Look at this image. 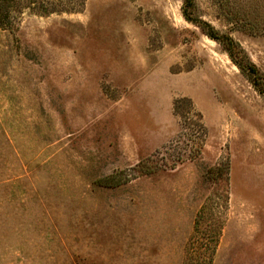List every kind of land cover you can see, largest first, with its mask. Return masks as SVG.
Instances as JSON below:
<instances>
[{
    "label": "rangeland",
    "instance_id": "374dc122",
    "mask_svg": "<svg viewBox=\"0 0 264 264\" xmlns=\"http://www.w3.org/2000/svg\"><path fill=\"white\" fill-rule=\"evenodd\" d=\"M183 4L86 0L0 28V264H185L208 199L212 264H264V96ZM195 13L264 72V0ZM180 97L206 126L197 155ZM227 159L228 181L209 174Z\"/></svg>",
    "mask_w": 264,
    "mask_h": 264
},
{
    "label": "trees",
    "instance_id": "16d2710c",
    "mask_svg": "<svg viewBox=\"0 0 264 264\" xmlns=\"http://www.w3.org/2000/svg\"><path fill=\"white\" fill-rule=\"evenodd\" d=\"M85 2L86 0H0V28L3 30H13L17 24V20L20 19L26 11L40 16H49L54 13L60 14L64 12L72 13L80 11L84 7ZM182 11L184 17L188 21L200 26L210 38L216 40L223 46L232 62L247 77L253 88L260 95L264 96V72H262L250 59L245 50L230 35L220 33L211 24L202 20L195 13V0H184ZM182 104H186L188 108H183ZM174 111L175 114L181 116V118L184 117L194 120L195 126H197L202 137H199L200 144L195 149L191 150V153H195L196 155L199 154L203 146V141L207 135L206 126L202 122L200 113L195 109L191 100L185 97H180L175 100ZM184 113H186V115ZM208 172L209 174L216 173L219 175H226V180L228 181L230 173L229 159L211 166ZM112 178L113 176H108L105 179ZM226 198L228 199V195ZM224 201L225 204H221V207L227 206V200ZM210 203L211 201H209V199L206 200L197 214L194 233L190 248L187 251L185 264H212L214 254L216 253V247L224 227V215L223 210L219 211L218 214L217 212L212 213V204ZM210 215L216 220L215 222L214 220L212 222L210 221ZM214 216L216 217L214 218ZM206 222H209V228H204V226L208 224ZM200 239L205 240H201L205 246H203L201 250H198L193 246L199 242Z\"/></svg>",
    "mask_w": 264,
    "mask_h": 264
}]
</instances>
